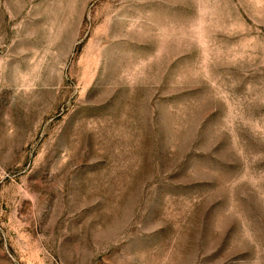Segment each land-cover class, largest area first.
Segmentation results:
<instances>
[{"label":"rangeland","instance_id":"374dc122","mask_svg":"<svg viewBox=\"0 0 264 264\" xmlns=\"http://www.w3.org/2000/svg\"><path fill=\"white\" fill-rule=\"evenodd\" d=\"M0 264H264V0H0Z\"/></svg>","mask_w":264,"mask_h":264}]
</instances>
